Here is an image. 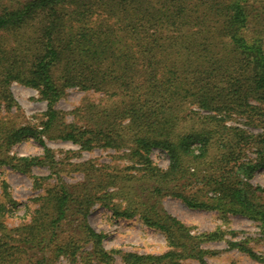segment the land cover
<instances>
[{
	"label": "trees",
	"instance_id": "1",
	"mask_svg": "<svg viewBox=\"0 0 264 264\" xmlns=\"http://www.w3.org/2000/svg\"><path fill=\"white\" fill-rule=\"evenodd\" d=\"M13 82L37 89L47 102L38 124L18 119ZM72 87L112 101H87L74 111L85 124L68 123L56 103ZM193 105L211 113H186ZM31 138L42 154L12 153ZM46 138L80 150L128 149L147 177L197 183L192 193L182 186L170 193L188 206L258 220L264 237V185L251 181L264 168V0H0V166L31 173L46 165L56 172ZM155 147L168 153L167 168L153 164ZM80 166L85 182L70 185L60 175L18 227L1 221L0 205V264H54L62 255L70 264H117L118 252L123 264H180L204 260L209 251L201 242L223 238L219 231L194 234L167 211L161 198L170 186H155L157 199L144 200L141 193L130 196L124 175L88 161ZM126 192L124 203H111ZM98 200L116 216L140 214L171 248L107 249L106 234L89 222ZM228 243L264 263L245 243Z\"/></svg>",
	"mask_w": 264,
	"mask_h": 264
},
{
	"label": "rangeland",
	"instance_id": "2",
	"mask_svg": "<svg viewBox=\"0 0 264 264\" xmlns=\"http://www.w3.org/2000/svg\"><path fill=\"white\" fill-rule=\"evenodd\" d=\"M11 89L21 106V114L18 119L38 124L47 109V102L41 98L39 91L20 82H13ZM87 101L104 104L112 100L99 91H85L72 87L67 90L64 97L58 100L56 108L65 113L68 123L76 122L84 125L83 118L78 117L74 111ZM192 109L199 110L203 114L211 113L196 105L191 106L190 109L186 108V113ZM185 116L190 118V114ZM226 123L239 124L233 119H227ZM244 125L242 124V126ZM250 129L261 130L258 127H250ZM46 143L55 152L56 172H52L46 165L34 166L31 173H22L8 165L0 166V205L2 206L0 207L1 211L5 212L1 221L8 228L18 227L21 223L30 221L33 211L39 204L40 196L57 183V178L60 175L70 185H79L80 182H85L86 175L81 170L80 163L88 161L109 173L122 177L124 175V180L131 179L126 184L128 191H131L130 196H133L134 193H141L144 200L155 201L158 197L154 196L155 186H170L165 190L164 197L161 198L162 205L167 211L189 225L194 234L202 235L206 231L222 233L223 238L201 242V247L209 251L203 254L204 260L188 257L182 259L180 264H264L248 252L230 246L228 243V240L241 241L257 254L264 256V237L261 235L262 225L260 221L229 211L193 208L185 204L179 197L170 194L172 190H177L181 186L187 193H192L199 187L197 183L187 181V184H183V180H180L179 183L171 181L164 183L161 180L160 183L157 181L159 177H147V175H143L147 171L144 164L131 158L127 154L129 153L128 149L125 148L117 150L112 147L98 146L91 150H80V146L71 141L49 138H46ZM12 153L40 155L43 153V146L38 140L31 138L16 144ZM150 158L156 166L167 168L169 165V155L160 147L152 149ZM42 176L48 178L42 179L41 183L37 184L36 178ZM251 181L254 184L264 185V168L257 170ZM117 189L116 186L111 187V190ZM124 196H129V193L115 195L111 203H124ZM89 222L95 229L106 234L104 244L110 250L161 254L171 248L165 233L148 225L140 214L132 217L116 216L103 200H98L93 206L89 215ZM115 257L117 264H123L121 252L115 253ZM54 264H70V262L66 256L62 255L55 260Z\"/></svg>",
	"mask_w": 264,
	"mask_h": 264
}]
</instances>
